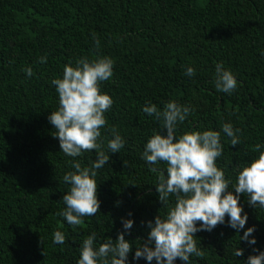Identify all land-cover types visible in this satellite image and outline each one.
<instances>
[{
	"label": "trees",
	"instance_id": "obj_1",
	"mask_svg": "<svg viewBox=\"0 0 264 264\" xmlns=\"http://www.w3.org/2000/svg\"><path fill=\"white\" fill-rule=\"evenodd\" d=\"M96 55L114 61L112 78L101 83L114 101L101 129L110 159L95 178L99 212L73 228L58 215L70 190L63 176L74 169L48 120L59 106L52 80L69 61ZM221 62L237 80L231 94L215 86ZM188 67L194 76L185 74ZM169 101L192 109L177 135L221 132L216 163L235 184L258 158L255 145L264 151V0H0V264H77L83 240L92 233L96 247L116 240L121 218L134 221L125 235L132 244L127 264H148L133 256L147 239V222L167 212L155 188L166 164H148L141 154L154 132L166 130L142 109L151 103L163 111ZM225 123L240 130L238 145L222 132ZM113 127L125 144L112 154ZM96 158L93 150L75 159L88 166ZM239 203L248 215L244 229L237 233L226 216L211 232L195 233L204 256H191V264H247L258 254L253 248L264 251V208L250 206L246 194ZM252 226L256 244L249 245L240 236ZM57 230L64 244L53 242ZM238 248L243 256L234 255Z\"/></svg>",
	"mask_w": 264,
	"mask_h": 264
},
{
	"label": "clouds",
	"instance_id": "obj_2",
	"mask_svg": "<svg viewBox=\"0 0 264 264\" xmlns=\"http://www.w3.org/2000/svg\"><path fill=\"white\" fill-rule=\"evenodd\" d=\"M95 44L99 48L98 39ZM45 62L46 58L41 57L40 63ZM113 65L114 61L108 56L96 55L92 59L85 56L77 59L75 66L69 61L63 69V77L52 80L58 93L59 106L50 113L48 120L56 129L53 136L59 139L61 151L73 158L70 166L74 169L63 176L70 190L62 198L66 207L58 215L63 216L73 228L83 223V217L95 216L100 209L95 178L97 170L110 159L103 150L101 129L107 124L104 114L114 103L110 95L101 92V83L112 78ZM215 69L217 91L231 94L237 88L234 75L225 69L222 62L217 63ZM23 71L29 77L34 75L32 67H26ZM185 74L194 76L195 69L188 67ZM142 110L161 121L162 130H166V134L153 133L144 146L141 158L148 164H166L155 188L167 212L147 222L150 229L147 239L136 247L133 259L144 258L148 264H152L153 260L155 264H174L179 259L191 264V256H204L203 250L197 247L195 233L211 232L225 223L226 216L228 226L237 233L244 229L248 215L239 203L241 194L248 196L250 206L264 208V151L260 144L255 145L253 150L259 153L258 158L243 166L237 182L232 184L216 163L223 153L220 131H190L177 135L178 124L184 122L192 111L190 106L169 101L163 111L151 103ZM109 132L112 138L107 140V149L112 154L119 153L125 140L115 127L110 128ZM222 132L231 138V146L241 142L237 135L240 130L233 129L231 123L223 124ZM93 150L97 158L90 165L82 166L81 161L75 159ZM150 170L157 171L155 168ZM173 196L175 203L170 204V197ZM121 221L123 231L118 232L116 240L109 237L96 247V233L87 236L83 240L77 264H127L132 244L125 239V235L133 228L134 221L124 218ZM254 231L255 226L247 228L240 240L249 245L256 244L252 236ZM65 240L63 232H54V243L64 244ZM253 252L258 254L249 255L247 264H264V251L253 248ZM243 254L241 248L234 252L236 257Z\"/></svg>",
	"mask_w": 264,
	"mask_h": 264
}]
</instances>
